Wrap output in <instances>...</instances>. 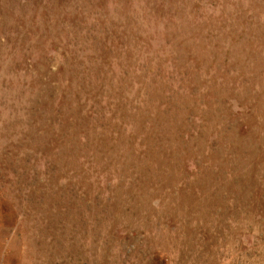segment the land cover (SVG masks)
Wrapping results in <instances>:
<instances>
[{
	"label": "rangeland",
	"instance_id": "374dc122",
	"mask_svg": "<svg viewBox=\"0 0 264 264\" xmlns=\"http://www.w3.org/2000/svg\"><path fill=\"white\" fill-rule=\"evenodd\" d=\"M239 211L264 213V0H0V264H162Z\"/></svg>",
	"mask_w": 264,
	"mask_h": 264
},
{
	"label": "crops",
	"instance_id": "0c3cea01",
	"mask_svg": "<svg viewBox=\"0 0 264 264\" xmlns=\"http://www.w3.org/2000/svg\"><path fill=\"white\" fill-rule=\"evenodd\" d=\"M238 214L242 221L237 222V227H231L233 233L227 245L217 246V249L212 247L211 250L206 245L200 246L192 249L193 253L186 249L164 252L162 264H264V213L261 212L256 221L252 218L255 219L259 215L257 213L239 211ZM155 261L153 264H158Z\"/></svg>",
	"mask_w": 264,
	"mask_h": 264
}]
</instances>
